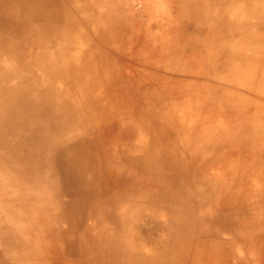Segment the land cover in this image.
<instances>
[{"label": "rangeland", "instance_id": "1", "mask_svg": "<svg viewBox=\"0 0 264 264\" xmlns=\"http://www.w3.org/2000/svg\"><path fill=\"white\" fill-rule=\"evenodd\" d=\"M26 1L0 18V264H264V95L208 87L236 58L264 92V0Z\"/></svg>", "mask_w": 264, "mask_h": 264}, {"label": "bare ground", "instance_id": "2", "mask_svg": "<svg viewBox=\"0 0 264 264\" xmlns=\"http://www.w3.org/2000/svg\"><path fill=\"white\" fill-rule=\"evenodd\" d=\"M3 1L4 0H0V18L6 24V28H10L12 32L13 31H19V30H21V28H18L17 27V24L20 21H22L23 18H26L27 16H30V17H33L34 16V11L31 12V6L28 4V2L26 0H7L10 3L7 2L5 4L2 3ZM200 3L202 4V2H200ZM191 4L193 5V3H191ZM208 8L209 7H207L206 9H208ZM190 9H191V7H190ZM210 11H211V8H210ZM6 21H10L12 24L11 25H8L6 23ZM186 29H188V28H186ZM195 29H196V27H195ZM193 31L194 30H192V32ZM189 32H190V30H189ZM202 34L203 33H201V35ZM228 34H229V36H230L231 39H233V38L235 39V43L233 45L236 46V47H238L239 49H242V48L245 49L247 47H250L249 42L246 40V38H241V34L240 33L227 32V34H225V35H228ZM188 35H189V33H188ZM180 37H181V35H180ZM12 40H13V38H12ZM194 45H196V42H195ZM198 45L199 44L197 43V46ZM15 46L18 47V48H20V49H22L24 45H23V43L21 41H19V42L15 43ZM201 46L198 47V48H201ZM227 60L228 61H225L224 64L222 63V65H220L222 67L219 66L216 69V71L220 72V75L219 76H220L221 79H219V81L217 83L209 84L210 86H208V87L209 88H212L214 90L215 89H222L224 87L225 89H228L229 91H234V93L228 92V93H224L222 95H217L218 96V100H217V102H215V106L218 107V106L225 105V104L229 103L228 101H232L233 98H235V97H243L244 98V99L243 98H237L239 100V102H242V101L245 102L246 96H250V98L255 97L256 99L259 100L261 98V96L264 95V92L262 93L261 91H259L258 90L259 87H257V89H254L252 87L249 88V84H250V71H252L251 70V67L248 66V65H246V64H244V63H241L236 58H231V59L229 58ZM17 65H18V63H17ZM15 66H11V67H8V68H3L4 74L2 75V79H6V76H7V78H9L10 77V74L12 72H14L15 74H18L19 73L18 72V69H16L17 66L16 67ZM243 71H245V72L242 73ZM227 73H230V74L237 73V74L236 75H230V76L226 77V74ZM31 94H32V97H34L33 93H31ZM236 95H239V96H236ZM261 107H262V104H260V101H259V102H257L255 104L254 107H252V109L255 110V111H258V110H260ZM236 112H242V109L240 107H236V108H234V110H232V113H236ZM61 127H63V126H61ZM117 134H118V132H117ZM117 134H116V138H117ZM127 134H128V132H127ZM129 134H131V132H129ZM66 138L67 137H64V141L66 140ZM57 139H60V140L63 141V135H58L57 133H55V135H54V141L55 142H60ZM173 142H171V144H172L171 147H179L178 142L176 143V145L173 144ZM66 143H72L74 147H77L78 146L77 139H75V141L66 142ZM135 144H137V141L136 140H134V139L127 140V137L125 139L121 140V142H119V146L120 147H133ZM140 145H141V143L139 144V146ZM54 147H57V145L54 144ZM209 263L210 264H219V261H217V259L216 260L214 259L212 261H209Z\"/></svg>", "mask_w": 264, "mask_h": 264}]
</instances>
